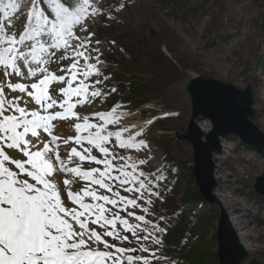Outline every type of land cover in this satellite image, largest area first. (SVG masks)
<instances>
[{"label":"snow or ice","instance_id":"1","mask_svg":"<svg viewBox=\"0 0 264 264\" xmlns=\"http://www.w3.org/2000/svg\"><path fill=\"white\" fill-rule=\"evenodd\" d=\"M101 17V0H0V264L167 259V157L153 167L123 104L97 110L117 92Z\"/></svg>","mask_w":264,"mask_h":264},{"label":"rangeland","instance_id":"2","mask_svg":"<svg viewBox=\"0 0 264 264\" xmlns=\"http://www.w3.org/2000/svg\"><path fill=\"white\" fill-rule=\"evenodd\" d=\"M101 3L105 12L115 15V19L101 17L95 27L107 49L101 69L110 77L108 87L115 86L117 92L97 110H108L114 105V95L124 96V110L130 115L122 126L135 124L144 128L157 156L151 162L153 167L159 166L162 154L173 171L174 177L167 171L164 173L171 191L159 209L170 217L166 248L157 253L167 257L161 264H168L173 258L179 261L176 254L170 253L174 245L169 243L171 234L177 232L182 237L178 250L202 247L215 254L212 264H220L218 245H212V239L217 238L222 207L229 217L245 216V230L253 231L252 238H245L252 246L241 264H264V196L254 190L256 177L264 170V157L235 136L223 139L227 147L215 157V176H221V181L214 192L218 199L228 194L227 202L231 204L227 209L219 199L213 205L214 210L207 213L213 222L203 239L197 220L201 205L183 222L187 211L181 207L185 190L190 189L195 199L204 197L194 178L193 147L176 138V132L185 130L192 115L187 84L196 76L213 77L240 88L251 85L256 96L255 121L264 130V0H101ZM112 40L115 45L108 43ZM113 72H118L122 85L116 83ZM137 84L141 88L136 93L133 87ZM200 124L207 130L211 121L203 120Z\"/></svg>","mask_w":264,"mask_h":264},{"label":"water","instance_id":"3","mask_svg":"<svg viewBox=\"0 0 264 264\" xmlns=\"http://www.w3.org/2000/svg\"><path fill=\"white\" fill-rule=\"evenodd\" d=\"M192 101V115L183 132L176 138L193 147V172L204 200L210 205L219 201L214 190L219 183L215 176V157L223 151V139L235 136L264 157V130L256 123L255 91L251 85L240 88L213 77L196 76L187 84ZM210 120L205 130L200 124ZM254 190L264 196V170L256 177ZM220 264H241L249 251L232 227L227 210L222 207L217 231Z\"/></svg>","mask_w":264,"mask_h":264},{"label":"trees","instance_id":"4","mask_svg":"<svg viewBox=\"0 0 264 264\" xmlns=\"http://www.w3.org/2000/svg\"><path fill=\"white\" fill-rule=\"evenodd\" d=\"M108 69V68H107ZM106 69V71H107ZM113 77L114 80L116 81V83L119 84H123L122 79L120 78V76L118 75V72H113ZM141 88V86L139 84H137L135 87H133L134 91L137 93V91H139L138 89ZM124 96H115L113 97V102L114 103H121L123 104L124 101L123 99H125ZM131 104H138L139 102H130ZM158 144H160V142H158ZM168 174H170L172 177L173 176V171L170 170L167 171ZM182 206L184 207V209H186V213H185V219L183 222H186V218L188 217L189 213L191 211H193V209L197 208L198 205L200 206V216H198L197 220L200 224L201 227V237L203 239H205V237L203 236L206 235V233L208 231V226L212 224L213 220H212V216L208 215L207 213L209 212V210H214L213 209V205H210L209 203H207L205 200H198L194 198V193L189 189L185 190L184 195L182 197ZM181 235L179 232L177 233H172L171 234V239L169 240V243L171 245H174L172 247L173 252L170 251L171 254H173L175 256H177V259L180 261L181 264H212L211 263V259L215 256V254L213 252H210L202 247H197V248H193L192 250H188L187 248L183 249V251L178 250L180 249V247H178L179 243L181 242ZM212 245H218L217 242V238H213L212 239ZM188 254V255H185Z\"/></svg>","mask_w":264,"mask_h":264},{"label":"bare ground","instance_id":"5","mask_svg":"<svg viewBox=\"0 0 264 264\" xmlns=\"http://www.w3.org/2000/svg\"><path fill=\"white\" fill-rule=\"evenodd\" d=\"M205 129H206V127H205ZM66 135H74V133L72 131H70V130H66ZM225 147H227V146L223 145V149H225ZM216 177H217L216 178L217 181H221V176H216ZM222 177H223V175H222ZM216 190H217V188H216ZM218 197H219L220 201L222 202V204L227 209H229V205L231 203L229 204V202H227V200L230 198V196H228V194H223L222 197H221V195L218 196ZM232 214H235V213H232ZM244 218H245V216L237 214V215H234V216L230 217V221H231L232 227L237 232V234L239 236V239H240L241 243L243 244V246L246 249L250 250L252 245L247 243L246 242L247 240L245 241V238H248V239L252 238L253 237V231H252L251 228L249 229V231L245 230V228L247 229V225H246L247 223L244 222Z\"/></svg>","mask_w":264,"mask_h":264}]
</instances>
